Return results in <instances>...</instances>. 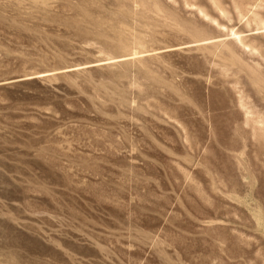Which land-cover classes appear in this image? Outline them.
Returning <instances> with one entry per match:
<instances>
[{"label": "rangeland", "instance_id": "obj_1", "mask_svg": "<svg viewBox=\"0 0 264 264\" xmlns=\"http://www.w3.org/2000/svg\"><path fill=\"white\" fill-rule=\"evenodd\" d=\"M0 264H264V0H0Z\"/></svg>", "mask_w": 264, "mask_h": 264}]
</instances>
